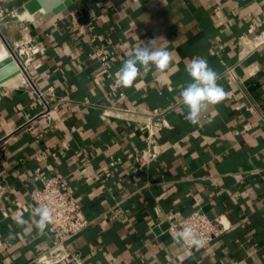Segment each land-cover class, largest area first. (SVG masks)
Instances as JSON below:
<instances>
[{
	"label": "crops",
	"instance_id": "0c3cea01",
	"mask_svg": "<svg viewBox=\"0 0 264 264\" xmlns=\"http://www.w3.org/2000/svg\"><path fill=\"white\" fill-rule=\"evenodd\" d=\"M25 12L3 34L32 38L38 51L28 72L0 83V264H37L54 252L30 199L53 175L91 222L67 243L81 264H264V44L247 55L241 45L251 29L264 32V3L74 0L59 14ZM72 13L86 34L73 29ZM157 37L167 67L113 90L124 60ZM201 57L227 95L193 125L180 91L191 82L186 65ZM150 121L162 128L164 152L139 166ZM195 210L225 215L232 228L191 252L168 230Z\"/></svg>",
	"mask_w": 264,
	"mask_h": 264
},
{
	"label": "built area",
	"instance_id": "2783aa9c",
	"mask_svg": "<svg viewBox=\"0 0 264 264\" xmlns=\"http://www.w3.org/2000/svg\"><path fill=\"white\" fill-rule=\"evenodd\" d=\"M264 3V0H261ZM72 27L80 33L86 34L85 26L80 22L75 13L71 14ZM264 32L257 34L254 29L242 38V52L250 54L264 44ZM94 40V37L93 39ZM38 51V45L32 38H23L11 42L10 57L13 58L20 69V73L28 72L33 56ZM103 66L109 63V56L101 50L96 51ZM225 74L232 80H237L234 68L227 67ZM110 75V74H109ZM118 79L112 84V89L120 87ZM252 109V108H251ZM147 136L145 147L138 151L135 159L139 166H146L156 161L164 152L157 139V133L162 129L160 125H154L151 121L146 125ZM264 179V175H263ZM30 199L35 207H47L51 210L53 221L48 224L49 232L53 239L54 252L44 257H39L37 264H63L72 260L75 264H81L77 254L72 253L67 243L80 234L90 225V221L84 216L82 206L75 196L74 190L67 184L64 177L53 175L47 178L41 187L35 188L30 193ZM152 226L156 223L152 222ZM185 228H191L203 241L201 247L188 243L182 245L191 252H197L208 248L214 241L221 239L231 228V222L225 215L215 218L208 217L201 210H195L191 214L172 222L169 228L170 234H176ZM3 241L0 239V247Z\"/></svg>",
	"mask_w": 264,
	"mask_h": 264
},
{
	"label": "clouds",
	"instance_id": "9594fccd",
	"mask_svg": "<svg viewBox=\"0 0 264 264\" xmlns=\"http://www.w3.org/2000/svg\"><path fill=\"white\" fill-rule=\"evenodd\" d=\"M160 40H164L163 37L150 39L143 43L142 47L135 48L133 53L124 60L116 74L121 86H132L141 70L148 72L153 66L157 70L167 67L171 54L159 44ZM186 71L191 77V82L181 89L180 96L188 109L184 118L195 125L199 122L201 113L206 111L210 105L221 102L227 93L217 83L220 79L219 75L209 67L204 58L193 59L190 64L186 65ZM35 213L39 216L37 227L43 231L53 221L52 212L47 207H37ZM174 239L177 243H188L196 247H201L203 244L191 228L178 232Z\"/></svg>",
	"mask_w": 264,
	"mask_h": 264
},
{
	"label": "water",
	"instance_id": "95a60500",
	"mask_svg": "<svg viewBox=\"0 0 264 264\" xmlns=\"http://www.w3.org/2000/svg\"><path fill=\"white\" fill-rule=\"evenodd\" d=\"M74 0H27L25 9L30 14L38 12L59 14L67 10ZM20 74V69L12 57L0 61V83L6 82Z\"/></svg>",
	"mask_w": 264,
	"mask_h": 264
},
{
	"label": "rangeland",
	"instance_id": "374dc122",
	"mask_svg": "<svg viewBox=\"0 0 264 264\" xmlns=\"http://www.w3.org/2000/svg\"><path fill=\"white\" fill-rule=\"evenodd\" d=\"M26 1L27 0H0V6L5 8L4 15H7L6 19L5 17H0V21L2 20L0 23V46H4L8 50V52L10 51L11 42L5 40L3 34H5L9 27L13 24H7V22H12L16 20V17L26 11L24 7V3ZM8 54V57H10V52Z\"/></svg>",
	"mask_w": 264,
	"mask_h": 264
},
{
	"label": "bare ground",
	"instance_id": "6f19581e",
	"mask_svg": "<svg viewBox=\"0 0 264 264\" xmlns=\"http://www.w3.org/2000/svg\"><path fill=\"white\" fill-rule=\"evenodd\" d=\"M25 14H27L29 17H32V15L29 12H25ZM264 38V35H263ZM8 50L4 47V46H0V61L3 59L8 58L9 54H8Z\"/></svg>",
	"mask_w": 264,
	"mask_h": 264
}]
</instances>
